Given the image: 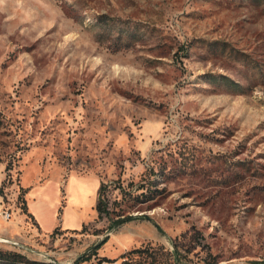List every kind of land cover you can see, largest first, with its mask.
Returning <instances> with one entry per match:
<instances>
[{"label":"rangeland","instance_id":"374dc122","mask_svg":"<svg viewBox=\"0 0 264 264\" xmlns=\"http://www.w3.org/2000/svg\"><path fill=\"white\" fill-rule=\"evenodd\" d=\"M6 165L1 250L264 264V0H0V184ZM76 177L152 197L97 218ZM44 183L25 198L45 202L43 230L56 205L47 233L17 199ZM192 229L196 246L174 250Z\"/></svg>","mask_w":264,"mask_h":264},{"label":"trees","instance_id":"16d2710c","mask_svg":"<svg viewBox=\"0 0 264 264\" xmlns=\"http://www.w3.org/2000/svg\"><path fill=\"white\" fill-rule=\"evenodd\" d=\"M10 169L11 166H5V176L0 184V195L3 196V183L5 179L10 177ZM114 180H106L100 179L96 191V200L94 204V209L96 211L97 218L107 217L113 220V222L119 221L122 216L125 214L127 209L125 210V204L130 206H135L136 204H142L150 197L152 194L150 191L145 192L143 190L144 186H136L135 191L125 190L120 184L116 185ZM132 185V184H131ZM28 187L20 186V191L18 193L17 199L21 201L20 208L23 212L27 213L30 217H32V213L28 210L27 201L25 198V194L28 192ZM138 189H142L137 192ZM145 189V188H144ZM118 190L119 193H122V196H127L126 202L122 204L119 202V209L116 210V198H111V195L114 191ZM86 229V224H82L80 228V232H83ZM76 231V229H74ZM199 231L197 229H192L190 232H184L182 234V238L179 241H173L174 250H178L179 247H183L184 249L191 251L196 244L193 242L198 240ZM200 235V234H199ZM137 253V255L133 256V253ZM126 253V254H125ZM166 257H157L156 252H149L147 248H134L128 252H124L122 254L123 261L122 264H170L169 258L170 254ZM89 259V257H79L75 259L71 264H83L84 261ZM110 258L105 256H101L95 263L90 264H102L104 261H110ZM0 264H57L51 261H37V260H28L25 255L20 252L12 251V250H1L0 249Z\"/></svg>","mask_w":264,"mask_h":264},{"label":"crops","instance_id":"0c3cea01","mask_svg":"<svg viewBox=\"0 0 264 264\" xmlns=\"http://www.w3.org/2000/svg\"><path fill=\"white\" fill-rule=\"evenodd\" d=\"M92 178H85V177H76L72 182H68V184L73 185V187H77L79 185V183H90L92 185V192H93V196H95V200H96V191H97V187H98V183H94L91 181ZM46 183H44L43 185H38L37 187H35L34 189L31 188V186H29L28 188V192L27 194L31 193L34 194L35 190H43V187L45 186ZM59 188H60V184H59ZM78 188V187H77ZM40 195L43 194L42 191H40L39 193ZM95 194V195H94ZM27 196V195H26ZM68 198H69V194H68ZM84 199V198H83ZM83 199H76L77 203H83ZM27 201V206H28V210L32 213V217H33V221L35 223V225L37 226L36 228L38 229L40 227V229L44 232L47 233L49 231H51V229L54 227L55 223H56V205L53 207V212H52V218L53 221L52 223L49 225V227H47L46 229L43 230V222L44 220H46V215L44 212V203L43 201H40V205L41 206H32L31 203H29V201L26 199ZM89 203V201H88ZM82 207V206H80ZM19 220L21 221L22 216H18ZM64 224L66 227H72V228H77V217H74L73 220H71L70 222L66 220V218H64Z\"/></svg>","mask_w":264,"mask_h":264},{"label":"built area","instance_id":"2783aa9c","mask_svg":"<svg viewBox=\"0 0 264 264\" xmlns=\"http://www.w3.org/2000/svg\"><path fill=\"white\" fill-rule=\"evenodd\" d=\"M4 216H5V218H8L9 216H10V213L9 212H4Z\"/></svg>","mask_w":264,"mask_h":264}]
</instances>
